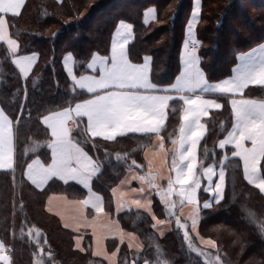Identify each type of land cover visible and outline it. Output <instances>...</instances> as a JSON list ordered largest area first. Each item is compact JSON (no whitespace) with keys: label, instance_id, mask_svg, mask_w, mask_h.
Returning a JSON list of instances; mask_svg holds the SVG:
<instances>
[{"label":"trees","instance_id":"1","mask_svg":"<svg viewBox=\"0 0 264 264\" xmlns=\"http://www.w3.org/2000/svg\"><path fill=\"white\" fill-rule=\"evenodd\" d=\"M192 1L25 0L26 7L21 14L9 18V30L10 35L18 41L19 54L36 52L37 60L25 84L24 78L18 77V70L10 62L7 47L0 43V105L11 111L13 94L25 87L30 99L35 94L37 100L43 98L59 103L65 90L72 92L61 64L63 54L70 51L75 59L76 73L85 72L86 63L93 52L108 54L112 32L121 20L132 25L133 40L128 47L134 56L142 59L144 55H150L153 58L152 76L160 80L169 79V73H173V70L178 72L179 53ZM200 1L199 20L195 27L196 38L200 41L198 53L210 81H216L230 75L238 53L264 41V0ZM61 4L63 7H60ZM150 6L155 8L156 17L144 24L143 11ZM225 13L228 15L224 27L217 33V22ZM94 16H99V20H93ZM91 21L94 23L89 28L83 27ZM77 32L78 37L73 39ZM231 34L236 37L235 40L230 37ZM130 59L133 62L141 61L134 57ZM174 74L171 78H174ZM4 93L8 94L7 97ZM20 95H23V91H20ZM180 106L181 103L171 101L168 108L167 121L161 131L167 147L178 133ZM32 115L35 117V110ZM202 123L205 124V133L197 149L198 173L207 164H221L224 153L228 158L222 163L225 170L223 197L219 204L201 209L202 215L198 221L200 235L214 240L217 247L207 249L200 246L196 237L189 232L192 243L196 248L220 255L223 264H248L250 260L260 264L264 261V236L260 232V224L264 221V195L243 178L239 159L229 156L231 149L226 148L224 152L217 147L218 140L231 126L229 106L210 111L207 117L202 118ZM24 131L26 129L22 127L21 132ZM29 135L36 140L45 138L43 131L34 124ZM98 139L102 143L92 155L99 159L103 175L98 180L94 178L92 185L93 190L101 194L104 209L112 212L111 189L122 179L132 159H136L140 166L133 168L139 173L144 172L141 152L150 138L144 134L127 133L114 141ZM26 149H29L28 145L15 142L14 165L17 171H0V239L12 245L16 264H32L34 243L27 236V228L32 225L41 230L43 238L48 239L49 245H45V249L51 247L57 264H108L91 254L88 234L84 235L82 243V247L88 251L76 249L75 233L63 227L59 219L45 209V201L50 193L61 192L71 198H82L84 189L76 184L57 182L51 187L46 185L47 191L43 192L34 190L28 182H22L20 166L25 159L32 158L30 149ZM37 154L44 158L46 151L41 148ZM125 154L128 155L127 160ZM198 196L199 199L203 198L201 190ZM153 210L156 215L169 219L165 206L155 195ZM173 218L174 215L170 219L172 229L160 237L152 227L153 220L149 213L126 209L117 214L122 228L134 232L154 257L169 264H207L206 259L189 249L183 230L177 228ZM22 221L23 234L20 231ZM120 247L123 260L124 253L129 249L125 244Z\"/></svg>","mask_w":264,"mask_h":264},{"label":"snow or ice","instance_id":"2","mask_svg":"<svg viewBox=\"0 0 264 264\" xmlns=\"http://www.w3.org/2000/svg\"><path fill=\"white\" fill-rule=\"evenodd\" d=\"M25 7V0H0V41L7 44L11 54L10 62L18 69V77L24 78L26 84L30 69L37 60V53L19 54L17 40L9 35L8 23L9 18L20 15ZM198 12L199 5L196 4L187 23V35L191 40L184 41L178 72L173 70L174 78H171L173 73H169L167 80L155 79L151 74L153 58L150 55H144L142 62H132L130 57L137 60L141 58L134 56L131 48L126 47L132 26L121 20L111 36L110 55L98 56L96 52L92 53L87 69H96L98 65V74H73L70 66L72 53L69 51L63 56V66L71 80L72 92L65 90L59 103L43 98L37 100L35 94L30 99L26 87L16 91L13 94L11 111L0 105V169L13 173L17 171L14 165V141L24 143L29 146L32 158L25 159L20 166L22 182H28L34 190L43 192L47 191L46 185L51 187V184L57 182H63L65 185L68 182H76L87 189L89 194L74 203L81 208L91 205V209L101 213L103 198L93 191L92 185L94 178L98 180L103 175L99 159L92 155L99 150L102 143L98 138L114 141L116 137L127 133H140L149 138L155 134L156 143L163 149L164 138L160 136V132L165 125L166 109L170 101L182 102L179 136L172 140L173 145L178 147L173 151L171 167L164 165L168 173L167 187L163 188L155 183L160 174L152 171L151 160L148 161L149 171L146 174L132 175V179L139 180L141 184L146 182L150 188H155L156 195L165 205L169 219L159 220L152 215L155 221L152 227L158 229L161 236L165 235L164 226L174 214L171 211L174 194L180 197L181 205L186 201L191 206V214L186 219L191 221V230L195 232L202 215L197 194L201 184L196 169L197 144L205 133V124L201 122V117H207L211 109L230 105L231 127L223 139L219 140L218 146L223 149L226 145H232L231 156L238 157L242 163L243 178L264 193V99L257 100L243 95L249 85H264V44L241 53L237 57L239 63L232 68L230 76L210 82V76L202 67V57L197 52L200 41L193 33ZM226 15L228 13L222 14L217 22V33L224 27ZM78 35L77 32L72 38L75 39ZM20 91H23V95H20ZM4 95L7 97L8 94ZM210 96L213 98H209ZM34 110L35 117L32 115ZM32 124L43 131V140H36L29 135L32 132ZM22 127L26 131L21 132ZM41 148L46 151L44 158L37 154ZM182 148L184 150H181ZM153 150H156L155 147ZM163 155L167 157L169 153L164 151ZM117 156L119 158V154ZM124 158L127 160L128 155L125 154ZM133 167H140L136 159H132L128 165L129 170ZM204 174L209 180V184L204 186V191L212 193V196L203 202V209H208L212 206V200L219 204L222 199L225 172L221 168L215 187L211 186V166L204 169ZM124 183L125 181H121V185ZM129 190L133 193L144 191L143 187ZM115 191L116 189H113V193ZM147 195L150 193L145 194V203H141L139 199L132 202L138 208H146L151 213L152 209L148 205H151L152 201L147 199ZM64 199L67 201V196ZM48 200L51 202L53 196H48ZM46 207L52 211L50 205ZM121 207L122 202H118L117 211ZM61 219H64L63 216ZM96 219L97 217L93 216V222ZM175 223L178 229L183 230L184 240L191 251L207 257V264H223L220 255L213 259L194 246L186 222L182 223L181 218L176 217ZM21 224L20 231L23 234V221ZM64 226L72 227L68 223ZM106 229L114 237L118 236L121 244L127 238L129 249V252L124 253L123 260L120 256V244H116L115 240L112 244L116 251H93L94 255H104L109 264H141V261L142 264H169L168 261L154 257L143 244L134 243V234L126 233L117 221L109 219ZM260 232L264 236V221L260 224ZM27 236L34 241L32 264H57L51 247L45 249L49 241L46 237L41 238L39 228L35 225L28 227ZM93 236H96L95 231ZM81 239V236H76L75 247L81 252H86L88 249L81 246ZM200 239L206 245L217 247L214 240H205L203 237ZM12 251L7 241L0 239V264H16ZM248 264L257 262L250 260ZM260 264H264V261Z\"/></svg>","mask_w":264,"mask_h":264},{"label":"crops","instance_id":"3","mask_svg":"<svg viewBox=\"0 0 264 264\" xmlns=\"http://www.w3.org/2000/svg\"><path fill=\"white\" fill-rule=\"evenodd\" d=\"M56 1H60V0H56ZM196 4L199 5V12L197 13L196 22H195V25H194V28H193V33H194L195 37H196L195 27H196V24H197V22L199 20V14H200V6H201V1L200 0H193L192 1V7H191L190 15H189V18H188V21H189V19H191V15H192V8ZM155 17H156V11H155L154 7H152V6L147 7L143 11L142 20H143L144 24L150 23L151 21H153L155 19ZM188 21H187V23H188ZM125 23L130 24L128 22H125ZM187 23H186V27H185L184 41L185 40H191V37H189L187 35ZM114 30H115V28H114ZM9 35H10V30H9ZM132 40H133V30L131 29V37L129 38L128 45L132 42ZM184 41L182 43L180 52L183 49ZM0 43L4 44L7 47V49H8V46H7L6 43H4L2 41H0ZM260 44H264V41L259 43V44H257V45H255L252 48L257 47ZM128 45L126 47H128ZM18 46H19V44H18V41H17V48H18ZM252 48H250V49H252ZM110 49H111V40H110L109 52H108L107 55H102V54H99L97 52L96 53H97L98 56H108V55H110ZM250 49L245 51V52H241V53L249 52ZM67 53L68 52L64 53L63 56L66 55ZM241 53H238L237 57ZM29 54H31V53H29ZM24 55H28V54H24ZM198 55H199V53H198ZM63 56L61 58V64H62V68H63V70H64V72L66 74V69L63 66ZM179 57H180V53H179ZM237 57H236V62L233 65L232 68H234L239 63ZM91 59H92V56L90 57V59L86 63V71L85 72L76 73L75 59H74V56L72 54V58L70 60V66L72 67L73 74H75L77 76L84 75V74H94V73L98 74V65H97L96 69H87V65L91 61ZM140 62H142V59H141ZM133 63H139V62H133ZM31 69H30V71H31ZM231 74H232V71H231L230 75ZM66 76H67V74H66ZM227 77H224V78H227ZM67 78H68V80L71 83V80L69 79L68 76H67ZM216 81H210V82H216ZM243 95L245 97H247V98H252V99H257V100L264 99V85H249L244 90ZM209 98H213V97L210 96ZM175 99L176 98L174 97V100ZM170 102H169V105H170ZM180 103L182 104V102H180ZM228 106H229L230 111H231V106L230 105H228ZM168 108H169V106H168ZM168 108L166 109L167 116H168ZM180 108H181V106H180ZM212 110H220V109H211V110H209V112L212 111ZM180 114H181V112H179V125H178V133H177L176 138H178V136H179ZM167 116H166V119H165V124H166V121H167ZM202 118L203 117H201V122H202ZM163 127L161 128V131H162ZM138 134H140V133H138ZM160 136L163 137L162 132H160ZM202 137H201V139H202ZM223 137L220 138V139H223ZM101 139H103V138H101ZM219 140L217 142V147L218 148H219V146H218ZM156 141H157L156 135L152 134V136L150 137V141H149L148 145H146L142 149V152H141L142 156L141 157H142V160H143V163H144V172L143 173H139L135 168H132L131 170L127 169L125 171L124 176L122 177V179L111 189L112 212L109 211V210L104 209V204H103L102 212L101 213H96L95 210L91 209V205H88L86 207L81 208L76 203H74L75 201H79V200L84 199L89 194L87 189H84L82 185H79L76 182H68V184H76V185L81 186L84 189V191H85V195L82 198H71V197L67 196V194H64V193H61V192H52L48 196H53V200L51 202H49L48 196H47L46 201H45V209H46V211L51 213V214H53V215H55L59 219V221H60V223H61V225L63 227H65L64 226L65 223H68V224L72 225V227H68L67 229H69V230H71L72 232L75 233L74 246L76 244V236L77 235L82 237V239L80 240V244L82 246L84 235L88 234L90 236V238H91V254L94 257H98L100 259L105 260L109 264V261L105 258L104 255H94L93 254V251L100 252L101 250H103L104 252H108V253H110L112 251H116L115 246L110 242L112 240H115L116 244H120L121 245L118 236L114 237L113 235H111V234H109L107 232V229H106L107 221L109 219H111V220L117 221L119 223V221L117 219V214L122 212L123 210H126V209L141 210V211H145V212L149 213L146 208H138L132 202L134 199H139L141 201V203H145V194H148V193H150V195H147V199H150L152 201L151 205H148V207H150L152 209V212L149 213L151 218H152V215L154 214L157 217V219H159V220L168 219L166 217H160V216L156 215L154 210H153V197H154V195L159 197L158 195H156V191L157 190L155 188H150L149 185L146 182L144 184H141V182L139 180H133L132 179V175H135V174H146L149 171L148 161L151 160L152 171L154 173H159L160 174V175L157 176V178L155 180V183L160 184L163 188L167 187V181H166V176L168 174L167 173V167H171L172 154H173L174 149L176 147H178V145H173V143H171L170 146L167 147L165 145V140H164V148L160 149L159 145H158V143H156ZM198 145H199V143L197 144V149H198ZM154 147L156 149L155 151L153 150ZM226 148H230L231 151L233 150L232 145H226L225 148H223V149L219 148V149H221L222 151L225 152ZM197 149H196V157H197ZM181 150H184V149L182 148ZM164 151H167L169 153V155L167 157H165L163 155ZM229 156L232 157L231 153H230ZM227 158H228V155L226 153H224L223 156H222V159H221V161H222L221 164L215 165V164L210 163V164H207V165L203 166L201 168V170L199 171V173L197 171V174L200 177V184H201V187L199 189H197V194H198L199 190H201V192L203 194V198H201V199H199V196H198V200L200 202L201 209H203L202 206H203L204 200L209 199L212 196V193L204 191V186L209 184V180H208L207 176L204 174V169L209 168L211 166V169H212L211 186L215 187V182L219 179V172H220L221 168H223L222 163ZM235 158H238V157H235ZM14 162H15V141H14ZM164 165H167V167H165ZM197 165H198V162L196 163V169H197ZM241 167H242V174H243L242 163H241ZM2 170H4V169H0V171H2ZM223 170H224V168H223ZM224 172H225V170H224ZM121 181H125V183L123 185H121ZM60 183L64 184L63 182H60ZM250 185H252V184H250ZM224 186H225V180H224ZM252 186L256 187L255 185H252ZM141 187H143V190H144L143 193H133V192H131L129 190L130 188H141ZM113 189H116L115 193H113ZM93 191L96 192L95 190H93ZM262 194L264 195V193H262ZM65 196H67V201L64 199ZM222 197H223V193H222ZM118 202H122V207L120 208L119 211H117ZM161 203L163 204L162 201H161ZM215 203H217V202L214 201V200L211 201V205H213ZM46 205H50L51 208H52V211H49L48 207H46ZM171 211L174 213L173 214L174 215V218H173L174 221H176V217H180L182 223L186 222L187 227H188V231L190 232V234H193L196 237L197 242L199 243L200 246H202L204 248H207V249H214L211 245L204 244L202 242V240L200 239V237H203L205 240L211 239V238H208V237L200 235L199 230H198V224H197V229H196L195 232H193L191 230V221L186 219L191 214V206L188 205L186 201L183 203V205H181L180 197L178 195H176V194H174V196L172 198V209H171ZM81 212H83V215H81ZM57 213H60V215H57ZM61 216H63V218H64L63 220L61 219ZM93 216L97 217L95 222H93ZM154 223H155V221L153 220V224ZM119 226L122 228L120 223H119ZM171 229H172V222L169 221V223L164 226L165 235ZM154 230L156 231L158 236L162 237L160 235V232H159L158 229L154 228ZM94 231L96 233L95 237L93 236V232ZM124 231L126 233H133L134 234V237H133L134 243H141L140 239L138 238V236L134 232H131V231H128V230H125V229H124ZM197 234H199V235H197ZM122 244H125L128 247L127 238L125 239V241Z\"/></svg>","mask_w":264,"mask_h":264},{"label":"rangeland","instance_id":"4","mask_svg":"<svg viewBox=\"0 0 264 264\" xmlns=\"http://www.w3.org/2000/svg\"><path fill=\"white\" fill-rule=\"evenodd\" d=\"M250 13V12H249ZM103 15V14H102ZM251 15V17L253 18L254 17V15L253 14H250ZM95 18L93 19V20H96L97 19V21L99 20L97 17H99V16H94ZM103 17V16H102ZM94 22L93 21H91V22H87L86 24H84L83 25V27L84 28H89V26H91L92 24H93ZM238 32H241V30H238ZM242 33V32H241ZM230 37H232V39H236V37L234 36V35H230ZM41 237H42V239H43V235L41 234ZM32 243H34V241H32ZM9 247L10 248H12V245L10 244L9 245ZM200 249H202L205 253H207L209 256H211L213 259L215 258V254L213 253H211V252H209L208 250H205V249H203V248H200ZM204 259H206L207 260V257H205V256H202ZM34 259V258H33Z\"/></svg>","mask_w":264,"mask_h":264},{"label":"built area","instance_id":"5","mask_svg":"<svg viewBox=\"0 0 264 264\" xmlns=\"http://www.w3.org/2000/svg\"><path fill=\"white\" fill-rule=\"evenodd\" d=\"M190 41V40H189ZM199 49V46H198V48H197V50Z\"/></svg>","mask_w":264,"mask_h":264}]
</instances>
